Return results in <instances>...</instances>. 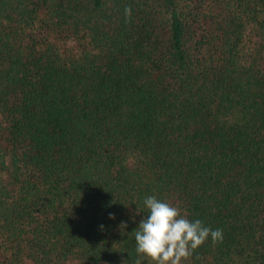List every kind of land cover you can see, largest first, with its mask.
I'll return each instance as SVG.
<instances>
[{"label":"trees","instance_id":"16d2710c","mask_svg":"<svg viewBox=\"0 0 264 264\" xmlns=\"http://www.w3.org/2000/svg\"><path fill=\"white\" fill-rule=\"evenodd\" d=\"M152 195L264 264V0H0V264H135Z\"/></svg>","mask_w":264,"mask_h":264},{"label":"clouds","instance_id":"9594fccd","mask_svg":"<svg viewBox=\"0 0 264 264\" xmlns=\"http://www.w3.org/2000/svg\"><path fill=\"white\" fill-rule=\"evenodd\" d=\"M131 11L130 6L125 8L126 18H130ZM144 205L149 214L135 231V251L139 257L135 264H141L142 260L148 264H183L209 237L213 244L223 240L221 229L212 230L199 219L190 221L178 207L155 195L148 196ZM120 227L126 225L121 223Z\"/></svg>","mask_w":264,"mask_h":264}]
</instances>
